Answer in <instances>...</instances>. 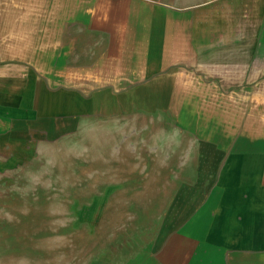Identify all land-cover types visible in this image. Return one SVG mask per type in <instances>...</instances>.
<instances>
[{"label": "crops", "instance_id": "crops-1", "mask_svg": "<svg viewBox=\"0 0 264 264\" xmlns=\"http://www.w3.org/2000/svg\"><path fill=\"white\" fill-rule=\"evenodd\" d=\"M102 114L160 119L217 171L97 264H264V0H0V168Z\"/></svg>", "mask_w": 264, "mask_h": 264}, {"label": "rangeland", "instance_id": "rangeland-1", "mask_svg": "<svg viewBox=\"0 0 264 264\" xmlns=\"http://www.w3.org/2000/svg\"><path fill=\"white\" fill-rule=\"evenodd\" d=\"M178 94L187 99L189 89ZM170 134L160 119L102 114L43 156L0 168V264H97L124 255L118 248L168 207L180 176L217 171L206 161L197 166Z\"/></svg>", "mask_w": 264, "mask_h": 264}]
</instances>
